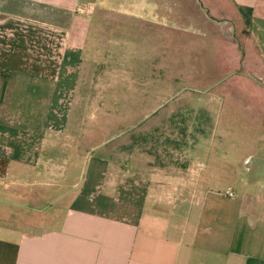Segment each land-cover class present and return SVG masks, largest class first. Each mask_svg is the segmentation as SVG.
I'll list each match as a JSON object with an SVG mask.
<instances>
[{"label":"crops","instance_id":"obj_1","mask_svg":"<svg viewBox=\"0 0 264 264\" xmlns=\"http://www.w3.org/2000/svg\"><path fill=\"white\" fill-rule=\"evenodd\" d=\"M10 1L0 0V264H264V195L228 197L202 187L217 182L212 173L217 167L210 164L214 149L196 147L190 158L188 149L184 163H161L155 153L115 147L97 155L93 144L80 148L84 141L93 143V133L82 137L83 122L72 126L64 104L72 105L81 86L84 93L80 76L90 61L73 48L70 36L11 16L40 10L15 8ZM137 2H142L135 6L137 19L174 32L204 27L201 34L216 44L224 42L222 21L233 15L249 34L259 32L253 41L264 54V0H218L223 5L215 4L217 9L229 14L185 19L189 23L176 18L186 17L198 0ZM171 11L179 14L169 19ZM136 55L141 60L138 50ZM120 65L109 74L144 76L129 71L125 61ZM155 67L163 72L170 65ZM86 87L78 95L83 104L90 101ZM145 92L137 89L140 100ZM65 138L76 139L75 146L65 149ZM35 188L42 189L47 205L67 200L66 210L60 214L53 206L45 215L10 210ZM32 198V204L42 201Z\"/></svg>","mask_w":264,"mask_h":264},{"label":"rangeland","instance_id":"obj_2","mask_svg":"<svg viewBox=\"0 0 264 264\" xmlns=\"http://www.w3.org/2000/svg\"><path fill=\"white\" fill-rule=\"evenodd\" d=\"M10 2L15 8L22 4L37 7L40 12L13 11L11 16L53 27L58 33L70 36L73 48L90 61L80 76L81 84L89 86L90 101L83 104L80 100L87 90L85 86L83 93L81 86L72 105L64 104V113L73 122L72 126L80 121L83 122L78 130L80 134L93 133V143L84 141L80 148L93 144L97 155L115 147L129 150L130 154L155 153L161 157L156 158L161 163L169 160L184 163L183 154L188 149L189 158L196 147L204 151L214 149L210 164L217 167L212 171L217 182L211 189L202 187L221 196L228 188L233 189L236 196L264 195V54L253 41L259 37V32L254 29L249 34L244 21H237L233 15H227V11L221 14L216 5L222 6V2L198 0L199 6H188L186 17L176 18L178 22L189 23L185 19L196 22L213 20L220 15L231 16L227 19L229 22L222 21L220 32L224 42L218 44L201 34L206 30L204 27L200 31L179 27L174 32L171 27L153 26L137 19L134 15L139 13L135 6L142 3L137 0ZM90 7L92 11H88ZM177 13L171 11L168 18L173 19ZM168 33L173 39H168ZM109 61H112L111 66ZM124 61L129 71L144 76L136 75L137 79L109 74ZM162 63L171 68L157 71L155 65ZM138 82L145 86L134 85ZM164 86L169 91L164 92ZM138 88L146 90V99L140 100ZM159 104L162 106L157 107ZM188 109L194 110L193 117H203L204 122L196 125L189 121L184 136L179 127L169 123V117ZM199 129L201 131H197ZM172 140H176V144ZM77 141L82 142L79 138ZM74 142L76 139L65 138L64 148L75 146ZM166 152L172 156L163 157ZM41 190L35 188L33 198L27 197L22 204L12 202L10 210L13 208L17 214L31 211V214L42 212L44 215L50 213L53 206L57 213L66 210L67 200L47 205L39 195ZM48 194L51 200H56V194ZM31 198L42 201L32 204Z\"/></svg>","mask_w":264,"mask_h":264},{"label":"trees","instance_id":"obj_3","mask_svg":"<svg viewBox=\"0 0 264 264\" xmlns=\"http://www.w3.org/2000/svg\"><path fill=\"white\" fill-rule=\"evenodd\" d=\"M241 10L245 11V9H241ZM245 16H247L246 12H245ZM246 22L248 23V20H246ZM193 115H194L193 109H188V110H185L184 112L178 111L176 113H173L169 117V123H171V125L173 124L174 126L179 127L180 133L185 136V135H187V125H188L189 121L190 122L192 121L193 124L196 123V125H200L201 123L204 122L203 117H200V116L193 117ZM197 131H201V129H199ZM172 142L176 144V140H172ZM168 154H170V153L166 152L165 156Z\"/></svg>","mask_w":264,"mask_h":264},{"label":"built area","instance_id":"obj_4","mask_svg":"<svg viewBox=\"0 0 264 264\" xmlns=\"http://www.w3.org/2000/svg\"><path fill=\"white\" fill-rule=\"evenodd\" d=\"M92 7H90V9H88V11H92ZM225 194L228 196V197H233L234 196V191L232 189H227L225 191Z\"/></svg>","mask_w":264,"mask_h":264}]
</instances>
